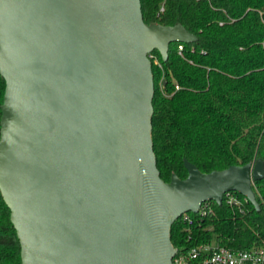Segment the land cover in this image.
Returning <instances> with one entry per match:
<instances>
[{"label":"water","instance_id":"water-1","mask_svg":"<svg viewBox=\"0 0 264 264\" xmlns=\"http://www.w3.org/2000/svg\"><path fill=\"white\" fill-rule=\"evenodd\" d=\"M182 24H146L140 0H0V191L21 264H172L173 222L239 192L260 159L160 177L148 53Z\"/></svg>","mask_w":264,"mask_h":264},{"label":"trees","instance_id":"trees-1","mask_svg":"<svg viewBox=\"0 0 264 264\" xmlns=\"http://www.w3.org/2000/svg\"><path fill=\"white\" fill-rule=\"evenodd\" d=\"M146 24L180 23L195 36L173 42L166 60L151 52V137L160 177L184 178L183 159L200 171L254 163L264 167V0H140ZM163 6V11H159ZM183 45L178 52V44ZM176 85L178 88H176ZM5 80L0 74V117ZM256 205L210 201L204 215L179 216L170 238L182 252L216 242L232 249L264 247V177L252 183ZM20 242L0 191V264H21Z\"/></svg>","mask_w":264,"mask_h":264},{"label":"built area","instance_id":"built-area-1","mask_svg":"<svg viewBox=\"0 0 264 264\" xmlns=\"http://www.w3.org/2000/svg\"><path fill=\"white\" fill-rule=\"evenodd\" d=\"M159 11H163V6ZM178 52L182 51L183 45L178 44ZM150 61L158 63L156 56L148 53ZM176 88L178 86L176 85ZM228 203H237L238 198L233 191L223 195ZM244 197V196H243ZM244 199H246L244 197ZM210 210V201L203 202L196 213L204 215ZM180 216L184 220L191 222L188 212L182 213ZM172 264H264V247H256L251 249H232L224 246H218L216 242L200 243L189 248L186 251H176L172 257Z\"/></svg>","mask_w":264,"mask_h":264}]
</instances>
